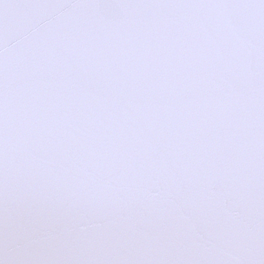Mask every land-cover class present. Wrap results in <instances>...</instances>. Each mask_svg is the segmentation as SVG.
Returning a JSON list of instances; mask_svg holds the SVG:
<instances>
[{"label": "snow or ice", "instance_id": "snow-or-ice-1", "mask_svg": "<svg viewBox=\"0 0 264 264\" xmlns=\"http://www.w3.org/2000/svg\"><path fill=\"white\" fill-rule=\"evenodd\" d=\"M0 264H264V0H0Z\"/></svg>", "mask_w": 264, "mask_h": 264}]
</instances>
